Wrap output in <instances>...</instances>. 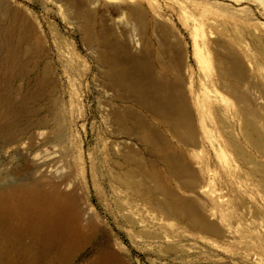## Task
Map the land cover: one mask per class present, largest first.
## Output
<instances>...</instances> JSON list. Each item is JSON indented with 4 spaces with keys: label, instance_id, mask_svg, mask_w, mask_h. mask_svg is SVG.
Returning <instances> with one entry per match:
<instances>
[{
    "label": "bare ground",
    "instance_id": "obj_1",
    "mask_svg": "<svg viewBox=\"0 0 264 264\" xmlns=\"http://www.w3.org/2000/svg\"><path fill=\"white\" fill-rule=\"evenodd\" d=\"M64 1L68 5L75 6V10L77 9L75 14L71 12L77 20V28L85 43L89 47L99 50L100 64L105 67L102 74L106 87L116 90L112 97L114 96L124 107V109L123 107L113 109L111 106L112 109L104 107L102 110L106 127L105 133L112 138L110 145H112L113 153L124 152L120 155L121 160L116 159L115 161L122 171L113 173L114 180L120 187L140 196L145 200L142 202H147V206L150 204L151 208L156 209L158 214L160 212L164 215L168 222L170 219H175L178 223L194 229V231L198 230L203 234L208 233V235L221 236L222 238H224L223 236L228 237L237 229L238 233L242 234L240 236L246 234V238L254 240L255 243L251 242L252 245H255L260 251H264L263 239L254 231L255 228L252 225L251 228H248L251 238L247 237L248 233L245 229L240 230L239 228L244 222L240 226L237 225L238 228H236L237 226L234 227L235 229L231 227L240 219V215L244 214L243 211L239 213L240 202L236 198L241 199L242 197L238 196V190L236 193L238 197L234 194V197L231 196L233 198L230 200L228 198V202H225L226 198L222 200L221 193L218 194L219 196L206 193L205 198L208 199H205L206 201L202 199L207 187L211 188L210 183L218 179L217 176L221 178L236 177L235 182L237 177L239 178V175L242 174L240 171H245L255 180L260 174L264 176V164L259 163L256 156V153L264 156V107L258 101L256 93L253 92L254 87L256 88L255 76L247 67L245 57L236 48V44L240 47L247 46L243 32L240 31L236 34V42L232 43L229 26L218 24V26L215 25L218 29L216 39L207 42L202 41L198 31L206 27L208 30L212 29L211 17L206 18L204 25L201 22L197 23L195 19L186 24L192 34L195 47L193 56L199 66L204 67L213 58L217 70L215 77L201 79L202 90L200 89V92L197 93L194 83L192 84L195 97L193 101H190L185 92V74L183 75L185 73L183 67L186 64L185 45L178 35V28L168 24L167 16H165L166 21L163 19L165 13L161 14L162 6H159L158 0H145V2H143L144 0ZM97 3L111 7L119 15H126L130 21L134 22L135 30L144 37L143 42L138 41L139 38L138 42L135 41L137 47L141 46L142 57L133 56L134 53L132 54L128 47L111 41V36L116 34L112 29L102 28L99 31L95 28L94 14L90 8L86 9L85 6ZM76 6L80 7L76 8ZM113 26L118 29L120 34H126L125 28L122 26H117V24ZM38 34L35 22L27 13L12 6L9 0H0V46L2 48L0 55V112L3 117L0 133L13 129L20 117L32 112L31 101L47 98L49 107L53 106L54 109L59 107V101L56 102L58 98L52 88V68L49 65L45 66L44 74L39 76L35 83L26 86L25 92L21 93V89L14 85L16 80L24 79L31 72V67H37V62L44 55L43 39ZM152 34H156L159 41V46L155 50L150 43ZM205 35L206 32L203 33L204 39ZM251 35L254 43L262 47V38L254 33ZM139 36L137 35V37ZM171 36L176 38L175 42L170 40ZM208 43L214 47V57H211L212 51ZM135 55L137 54L135 53ZM153 56L162 67V69L159 67L160 71L155 70L158 68L154 67ZM97 62L99 63L98 60ZM190 78L193 80V74ZM221 90L234 98L233 108L227 106V96ZM64 122L61 123L60 119L54 122L58 128H56L58 135L57 138L55 137L57 139L55 142H62L68 132L63 127ZM36 126L38 128L51 127L50 123L46 121H39ZM65 127L67 128L66 125ZM53 132L55 133L54 130ZM64 140L67 141V139ZM135 144H139L145 149L150 156L149 160L147 157L144 158L141 153L140 155V151L135 150V147L132 146ZM138 148L140 149V147ZM201 153L203 154L200 155ZM221 156H225L228 162L221 161L222 172H218L217 167L214 168V166L217 164L216 160H219ZM44 157L36 162L37 170L41 172L37 180L32 182L17 180L0 186V264H18L19 258L16 252L24 247L22 243L26 238H30L32 243H38L39 246L37 251L29 252L32 254L31 262L40 260L47 264H56L57 261L71 256L72 252L87 239L89 229L97 228V221L92 214L88 213V217L84 220L86 210L81 204L79 194L80 180L78 177L80 175L77 177L79 180L77 181L76 177L73 178L76 174H74V170H70L69 173L61 169L60 171V166L58 167L56 164L59 161L51 164V161L47 162L48 158ZM49 157L52 156L49 155ZM232 157H234V162L229 160ZM63 167L66 168V166ZM205 176L210 181L214 179L208 183L210 185L207 187L202 185ZM262 178L260 180L264 181V177ZM42 179L50 184L49 187L42 186ZM217 181L220 180H216V183ZM221 181L224 182L222 179ZM223 184L226 185L225 182ZM216 187L219 188L218 185ZM232 187L234 188V186ZM233 190L235 191V189ZM234 191L230 194L232 195ZM187 192H192V195ZM201 192L204 193L201 194ZM200 195H203L202 198H199ZM222 196L224 197V195ZM120 197L123 199L122 195ZM200 199L205 204H202L203 201ZM131 200L134 202L133 198ZM117 205L121 210L125 207L122 203ZM138 208L140 209V207ZM149 212L144 213L149 214ZM127 215V218L126 215L123 217L131 223L130 225L142 226V229L137 231L141 237L157 240L165 238L164 235L143 229L144 221L136 219L137 215ZM149 216L151 215L149 214ZM241 220L244 221V218ZM148 221L150 222V220ZM152 222L155 223V221ZM239 222L241 223L240 220ZM249 223L254 222L250 221L246 226ZM233 236L237 238L233 237L231 240L242 241L237 240L240 238L239 235ZM221 237L219 241L222 240ZM226 237L224 238L226 240L223 239L224 243L227 241ZM207 240L205 241L208 242ZM245 240L244 244L247 243ZM252 245H249L251 246L249 249H252ZM236 246H240L241 249L242 245L238 243ZM246 247L248 248L247 244L243 247L245 249L241 250H246ZM3 248L8 251L6 256L1 259ZM168 250H172L171 247ZM244 255L248 256L246 253ZM251 256L254 255L251 254ZM251 256L249 259L252 258ZM119 257V254L114 251H105L89 264H113L119 261ZM244 260L246 259L244 258Z\"/></svg>",
    "mask_w": 264,
    "mask_h": 264
},
{
    "label": "rangeland",
    "instance_id": "obj_2",
    "mask_svg": "<svg viewBox=\"0 0 264 264\" xmlns=\"http://www.w3.org/2000/svg\"><path fill=\"white\" fill-rule=\"evenodd\" d=\"M9 1L12 6L20 8L23 12L27 13L33 22H35L37 33H39L38 35L43 39L45 50L43 57L37 62L38 66L31 67V72L24 77V79L19 78L16 80L14 85L16 88L21 89V93L25 92L26 86L30 83H35L37 78L44 74L45 66L49 65L52 68V88L56 98H58L56 102L59 101V107L56 108L55 105V109L52 108L53 106L49 107L47 98L31 101L30 108L32 112L30 111L31 113L28 112L20 117L13 129L0 133V186H5L17 180L24 182L37 180L41 172L37 170L36 162L44 156L48 158L47 162L49 161L50 163L51 161V164L59 161L56 163L58 167L60 166L59 170L61 169L67 173L74 170L73 172L76 174L75 176L73 174V178H77L80 175L78 177L80 181L78 178L77 181L80 182L79 194L81 196V204L86 210L84 220L88 217V213H90L94 216L98 224L97 228L88 230L87 239L72 252L71 256L64 260L57 261L56 264H89L105 251H114L119 254V261L113 264H264V251H260L259 248L251 244V242L255 243L253 239L249 240L246 238V234L245 236H240L242 234L238 233V230L234 228L237 225L240 226L243 222L245 226L250 221L254 222L255 224L249 223V227L247 225L241 228L243 227L242 225L239 228L240 230L245 229L248 233V228H251L252 225L255 230L252 229L263 239L262 243L264 246V181L260 180L263 179L262 177L264 176L260 174L257 177V179L259 178L257 181V179H252L245 171H240V173L242 172V174L239 175L241 179L237 177V183L235 182L236 177H233V179L232 176H228L229 178L217 176L220 181L221 179L224 180L226 185V182L229 180V186L224 185L223 181H221V183L217 181L216 183V180H218L216 178V180L211 179V181L214 180L212 181V183L214 182V186L210 183L211 181L207 176L203 179V186L207 187L210 184L212 185H210L212 189L208 186L205 193L201 192V194L204 193V196L202 195L204 198H202L201 195L199 198H202L204 201L208 199L205 198L207 196H205L206 193H212V195L215 196L221 193L222 200L226 198L225 202H228V198L230 200L238 194L240 198L242 197L244 199V201H242V198L241 200L235 197L238 202H240L239 213L243 211L244 214L240 215L239 220L241 223L237 220V223L235 222L233 226H231L235 229L232 234L236 236L239 235L238 237L240 238L237 240H242L241 242L231 240L234 236L229 234L228 237L223 236L224 238L226 237L228 241L224 243V238L221 236L222 240L219 241L220 237L215 235L212 236L211 234L208 235V233L203 234L198 230L194 231V229L178 223L175 219H172L173 221L170 219L172 225L164 215L160 212L158 214L157 210L153 207L151 208L150 204V207L147 206V202L144 203L145 200L140 196L135 195L130 190L127 191V189L122 186L120 187L113 178L114 172L122 171L115 161L116 159L121 160L122 157L120 155L123 151L120 152V154L113 153L112 145H110L112 143V138L105 133L106 127L102 110L104 107L112 109L111 106H113V109L116 107L121 109L123 106L114 96L112 97V94L116 93V90H111V88L106 87V82L102 74L105 67L100 64L98 57L99 50L91 46L89 47L77 28L78 23L74 15L76 13L75 11H77V9L75 10L74 8L75 6L68 5L64 0ZM143 2H145V0ZM158 2H160L159 6H162V8H160V12L162 11L161 14L164 15L165 13L163 19L167 20V18H169V21H167L168 24L170 26L175 25L178 28V35L185 45L184 53L186 64L185 67H183L185 71L183 75L185 74V92L190 101H193L195 97L192 84L194 83L197 93L200 92V89L202 90V85L200 84L201 79H203V77H215L217 70L215 59L213 58H211V61L204 67L199 66L198 61L193 56L195 47L192 34L186 24L195 19L197 23L201 22L202 25H204L206 18L211 17L213 22L212 29L208 30L207 27L200 29L198 31L199 36L202 37V41L208 42L209 40H215L217 37L216 31L218 30L216 26H218V24H227L229 26L231 30L230 34H232L230 37L232 43L236 42L235 35L240 31L243 32L244 41L247 46L240 47L236 44V48H238L245 57L247 67L255 76L256 88L254 87L255 91L253 90V92L256 93L259 99L258 101L264 107V0H158ZM106 6L107 5L101 3H97L96 5L86 4L85 6L86 9L90 8L94 14L95 28L99 31L102 28L112 29L116 34L114 33L115 35L111 36V41L116 42L118 45L128 47L131 53H134L133 56L142 57L141 46L139 45L137 47L135 41L139 38L138 41L143 42L144 37L137 33L134 22L130 21L126 15L121 16L116 13L115 10L111 9V7ZM77 7L80 6H76V8ZM172 8L173 10H171ZM71 12L74 14H71ZM68 14L71 15L69 16ZM165 16H167V18ZM115 24L125 28L126 34L122 35L116 27H112V25ZM204 32H206L205 39L203 37ZM135 33L141 37H137ZM252 33L262 38V47L254 43L251 35ZM151 36L150 43L155 50L159 46V41L156 34H152ZM170 40L175 42L176 38L171 36ZM141 44L143 45L144 43ZM208 46L212 51L211 57H214L215 50L213 45L208 43ZM1 52L2 48L0 46V55L2 54ZM135 53L137 55H135ZM152 59L155 64L154 67L159 69L155 70L160 71L162 67L155 61V56H153ZM192 74L194 81L190 78ZM221 92L227 96V106L233 108L235 104L234 98L223 90H221ZM56 106H58L57 103ZM56 117L58 120L60 119L61 123L65 121L63 127L65 131L67 130L68 132H66L64 137L67 141L64 139L63 141H66L64 143L67 145L62 143L63 141L55 142L57 141L56 138L58 135L56 134V132L58 133L57 124L54 123L58 121ZM39 121L49 122L51 127L38 128L36 124ZM2 122L3 117L0 112V124ZM54 142L58 144H56L57 147ZM132 146L135 147V150L140 151L139 154L141 153L142 156L144 155V158L147 157L148 160L150 159V156L141 145L135 144V146ZM138 147H140V149ZM57 148L59 149L57 150ZM59 150L60 152H58ZM202 154L203 153L200 155ZM49 155L52 157L50 158ZM256 156L259 163L264 164V156L259 153H256ZM75 159L76 161H74ZM77 159L80 161L78 162ZM229 160L234 162V157L229 158ZM221 161L228 162V159H226L225 156H221L219 160H216L217 164L215 162L216 165L214 168L217 167L218 172H222V166H220ZM218 164L219 166H217ZM63 166H66V168ZM225 179H227V181H225ZM238 183H241V185ZM41 184L46 188L50 185L45 179H42ZM215 184L216 186L218 185L219 188H217ZM220 184L223 185V188ZM231 185L234 186V188ZM117 187L120 189H117ZM209 189H211L210 192ZM213 189L215 190L214 192L217 190L215 194H213ZM233 189H235L236 192ZM124 190H126V194ZM232 191L235 193L233 192L231 195L230 193H232ZM187 193L192 195V192ZM121 195L123 199L120 197ZM222 195H224V197ZM132 198L134 202L131 200ZM204 201L202 204H205ZM121 203L125 205V207L123 206V210L117 205ZM242 206H247L250 209L247 207L243 208ZM138 207H140L141 210ZM209 208H212V206H209ZM142 210L144 212L150 211L149 214L151 216H149L148 213H144ZM213 210L215 209L213 208ZM123 211L127 213L125 214ZM127 214L133 216L137 215L135 216L136 219L144 221V225L142 224L144 227L143 229L155 234L164 235L165 238L163 240L161 239V241L141 237L137 231H139L138 229H142V226L130 225L131 223L126 219L128 217ZM123 215L124 217L126 215V218H124ZM211 217L213 218L214 216ZM215 218L216 217H214V219ZM241 218H244V221L241 220ZM246 218L249 221H247ZM148 220H150V222ZM151 220L155 221V223ZM161 222L165 224L161 225ZM232 228L231 230L233 231ZM236 228H238V226ZM182 233L185 234L183 235ZM205 234L208 236V240ZM215 237L218 239H215ZM247 237L251 238L249 233ZM236 238L237 237H234V239ZM244 240L247 242L245 244H247L248 248L246 247V250H241L245 249L243 248L245 246ZM230 241L231 243H229ZM234 242L237 243H235L236 245L241 243V249L240 246H236ZM22 244L24 247L19 252H16L19 258L18 264H47L40 260L34 262L30 261V256L32 254H29V252L37 251L39 249L38 243H32L30 238H26ZM249 245H252V249H249L251 248ZM170 247L172 250H168ZM7 251L8 250L4 248L1 250V256H3L1 259L6 256ZM244 251L248 256L249 253L254 256L250 254L252 258L249 259L250 256L248 257L246 255L248 258L245 257ZM244 258L246 260H244Z\"/></svg>",
    "mask_w": 264,
    "mask_h": 264
}]
</instances>
